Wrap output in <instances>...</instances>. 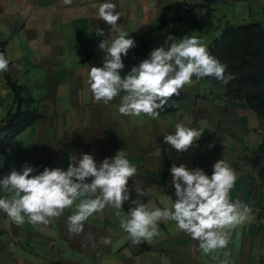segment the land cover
Returning <instances> with one entry per match:
<instances>
[{
  "label": "crops",
  "instance_id": "crops-1",
  "mask_svg": "<svg viewBox=\"0 0 264 264\" xmlns=\"http://www.w3.org/2000/svg\"><path fill=\"white\" fill-rule=\"evenodd\" d=\"M209 0H110L120 13L118 25L135 40L136 47L124 58L127 74L150 51L161 46L169 34L195 36L207 46L230 26L258 22L264 29V0H213L211 25H205ZM106 0H0V52L10 60L8 75L37 106L41 118L19 133L5 154L0 153V179L26 163L38 171L44 167L67 169L73 155L90 154L99 164L123 151L137 172L129 187L151 188L141 202L150 208L170 207L175 199L170 186V167L184 163L211 175L212 165L227 161L237 179L230 192L250 208L247 220L231 230L228 245L204 254L199 242L177 230L175 222H160L159 235L151 242L133 245L120 228L116 210L106 207L84 223L80 234H69L66 209L48 225L11 222L0 210V264H262L264 231L258 232L256 213L249 196L250 167L246 158L262 142L264 118L245 102L225 97L224 83L193 77L171 99L156 119L146 115L122 116L118 112L121 92L108 105L95 103L87 84L92 66H102L105 53L99 48L110 26L98 19L97 10ZM203 7H197V6ZM195 8V24L189 8ZM179 15L181 21L161 26L163 19ZM102 29L104 36L96 32ZM0 72V126L14 108L13 92ZM202 132L196 144L178 153L163 143L175 125ZM5 133L0 129V144ZM214 146L209 148L208 145ZM7 196L1 190L0 198ZM136 194L132 193V199ZM79 203V201H76ZM130 207L125 203L123 210ZM110 236L105 246L102 238Z\"/></svg>",
  "mask_w": 264,
  "mask_h": 264
},
{
  "label": "clouds",
  "instance_id": "clouds-1",
  "mask_svg": "<svg viewBox=\"0 0 264 264\" xmlns=\"http://www.w3.org/2000/svg\"><path fill=\"white\" fill-rule=\"evenodd\" d=\"M62 3L70 5L72 0H62ZM97 15L116 35L100 41L99 48L105 53L103 64L90 68L87 84L95 103L108 105L123 92L118 105L122 116L143 114L158 118L166 107L174 106L169 101L178 96L185 85H191L193 77L197 80L212 77L225 84L233 78L226 77L227 65L211 55L203 41L185 35L177 42L171 34L161 46L153 48L147 58L121 76L125 68L123 60L136 47L135 40L118 25L120 13L110 0L99 5ZM96 34L105 35L102 29ZM9 64L10 60L0 52V72H8ZM201 135L200 130L177 123L174 132L163 136V143L184 153ZM70 159L72 162L66 170L44 167L43 171H38L27 163L20 171L13 168L0 179V190L7 193L0 198V210L19 226L26 219L33 225H48L52 218H59L69 209L68 232L78 235L90 216L110 206L116 210L120 228L134 246L157 237L160 222L173 221L177 230L199 242L204 254L226 248L231 230L243 224L250 212L240 200L232 202L230 199L237 176L225 160L218 159L212 165L211 175L199 167L173 163L169 171L174 201L170 207L150 208L140 198L149 195L152 189L138 184L129 187L137 167L123 151L104 158L99 164L92 155L83 152ZM133 192L135 199H132ZM125 203L130 205L127 212L123 210ZM102 243L110 245L111 237L102 238ZM222 264H229L226 252Z\"/></svg>",
  "mask_w": 264,
  "mask_h": 264
},
{
  "label": "trees",
  "instance_id": "trees-1",
  "mask_svg": "<svg viewBox=\"0 0 264 264\" xmlns=\"http://www.w3.org/2000/svg\"><path fill=\"white\" fill-rule=\"evenodd\" d=\"M213 0L207 2L205 25L210 26L209 5ZM197 7H203L202 5ZM195 8L189 11L195 24H198L194 15ZM181 21L179 15L173 18L163 19L161 26H171ZM182 39L185 34L179 33ZM211 55L221 63L227 65L226 77H233L225 84L224 94L228 99L245 102L258 115L264 118V29L258 22H249L244 25L230 26L223 29L208 47ZM2 52V51H1ZM3 53V52H2ZM149 55H144L141 60ZM6 83L13 92L14 108L7 117L1 121L0 129L5 135L0 144V153L5 154L15 137L26 128L30 127L41 118L34 100L27 95L23 87L19 86L6 72ZM206 81L217 84L223 83L215 78L206 77ZM183 95L173 96L171 99L181 98ZM256 176L249 173L250 180L249 196L251 205L256 213L258 232L264 231V129L262 142L257 149L246 158ZM259 182L258 184H256ZM148 248L145 243H141ZM61 264V263H52Z\"/></svg>",
  "mask_w": 264,
  "mask_h": 264
},
{
  "label": "rangeland",
  "instance_id": "rangeland-1",
  "mask_svg": "<svg viewBox=\"0 0 264 264\" xmlns=\"http://www.w3.org/2000/svg\"><path fill=\"white\" fill-rule=\"evenodd\" d=\"M247 161V160H246ZM248 163V162H247ZM249 165V164H248ZM250 167V165H249ZM250 173L253 175V176H256L255 172L252 171L251 167H250ZM259 182H257L256 184H258Z\"/></svg>",
  "mask_w": 264,
  "mask_h": 264
},
{
  "label": "built area",
  "instance_id": "built-area-1",
  "mask_svg": "<svg viewBox=\"0 0 264 264\" xmlns=\"http://www.w3.org/2000/svg\"><path fill=\"white\" fill-rule=\"evenodd\" d=\"M0 195H1V190H0ZM262 264H264V254H263V257H262Z\"/></svg>",
  "mask_w": 264,
  "mask_h": 264
}]
</instances>
